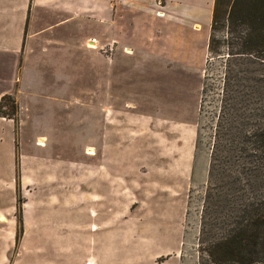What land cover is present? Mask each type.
I'll list each match as a JSON object with an SVG mask.
<instances>
[{
  "label": "rangeland",
  "instance_id": "1",
  "mask_svg": "<svg viewBox=\"0 0 264 264\" xmlns=\"http://www.w3.org/2000/svg\"><path fill=\"white\" fill-rule=\"evenodd\" d=\"M155 2L168 34L150 18L121 27L119 2L103 0L80 17L43 11L0 51V264H212L214 0ZM126 3L129 19L152 4Z\"/></svg>",
  "mask_w": 264,
  "mask_h": 264
},
{
  "label": "trees",
  "instance_id": "2",
  "mask_svg": "<svg viewBox=\"0 0 264 264\" xmlns=\"http://www.w3.org/2000/svg\"><path fill=\"white\" fill-rule=\"evenodd\" d=\"M207 52L224 72L201 213L216 237L202 252L212 264H264V0H214Z\"/></svg>",
  "mask_w": 264,
  "mask_h": 264
},
{
  "label": "crops",
  "instance_id": "3",
  "mask_svg": "<svg viewBox=\"0 0 264 264\" xmlns=\"http://www.w3.org/2000/svg\"><path fill=\"white\" fill-rule=\"evenodd\" d=\"M102 1L103 0H0V31L1 34L3 32L2 36H0V51L13 53L19 41L23 39L22 33L24 28L38 25L39 18L44 15L43 11L46 12L45 16L60 13L63 15L70 14L72 17H80L81 10H95L97 2L101 3ZM116 1L119 2V25L121 27L127 28L129 25H146L147 18H150L152 21L150 25L153 26L154 24L155 28L160 27L162 34H168L169 29L167 28V23H165L164 26L161 25L163 20L166 21V19L163 18L167 16L170 10L168 5L159 6L156 4L155 0H137L141 4L143 1H151L152 4L142 5L141 11L147 12V15L142 13L140 16L129 19L127 0ZM163 1L167 4L171 0ZM180 7L181 6H179V8ZM158 13L163 15L159 16ZM52 17H55V15ZM181 23L185 24V20L181 21ZM14 66L15 61L13 62V67ZM38 146L44 147V144L39 143ZM86 154L93 155L92 152H87Z\"/></svg>",
  "mask_w": 264,
  "mask_h": 264
}]
</instances>
